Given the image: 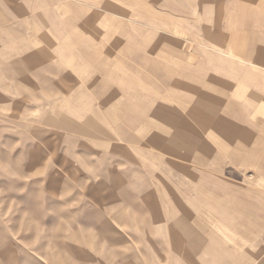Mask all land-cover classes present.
<instances>
[{"label": "crops", "instance_id": "1", "mask_svg": "<svg viewBox=\"0 0 264 264\" xmlns=\"http://www.w3.org/2000/svg\"><path fill=\"white\" fill-rule=\"evenodd\" d=\"M5 5L0 3V79L5 82L0 90L23 91L26 103L17 112L15 103L0 98V108L24 127L53 126L77 138L66 139L62 151L30 150L26 160L23 151L0 152V264H91L101 244L104 261L111 264V245L123 246L131 232L137 238L134 232L141 233L143 222L159 224L160 188L146 191L150 211L149 193L143 194L148 176L157 175L159 167L144 171L138 161H148L146 154L115 146L128 143L129 126L148 127L149 120L140 117L144 107L152 105L158 116L168 112L169 122L154 119L153 128H187L182 140H167L153 129V146L168 155L179 151L161 144L188 147L193 125L220 131L264 127L259 118L264 112V0H7ZM116 48L120 55L113 53ZM145 48L151 62L157 57L167 63L159 73L167 90H152L153 98L143 90L138 69L129 74L128 63L142 62ZM33 90H40L39 104L32 103ZM240 91L246 95L242 104L253 106L246 125L234 118L233 107H224L239 108ZM104 105L113 110H102ZM207 114L208 122H192ZM47 136L45 148H54L58 135ZM230 136L214 135L224 144L234 143ZM133 216L134 226L129 224ZM145 231L154 237V230ZM204 241L200 248L206 253ZM254 247L249 256L233 253L232 264H255L261 257L264 264L263 238ZM150 253L152 258L160 254ZM217 255L218 264H225L223 254Z\"/></svg>", "mask_w": 264, "mask_h": 264}, {"label": "rangeland", "instance_id": "2", "mask_svg": "<svg viewBox=\"0 0 264 264\" xmlns=\"http://www.w3.org/2000/svg\"><path fill=\"white\" fill-rule=\"evenodd\" d=\"M6 2L7 0H0L2 6H6ZM112 51L117 55L121 54L120 48L112 49ZM134 55L135 50L129 51V60L135 58L136 55ZM150 55V50L145 48L143 61L138 64L129 62L128 66L129 74H135L138 69V73H141L143 77L141 80L143 90H148L150 97L153 98L152 90H158V88L161 91L167 90L159 74L164 72V66L167 63H161L157 57L156 62L153 63L150 61ZM240 81L242 86L244 82ZM3 83L5 82L0 79V85ZM13 92L14 96H12ZM17 92L18 90H0V98L5 103H15V111L22 112L23 104L26 102H23V95L20 94L23 91ZM39 92L40 90H33L31 96L35 100H32V103L41 102ZM239 97L241 103L239 108L232 103H226L224 107H233V111L237 113L234 118L243 119V124L246 125L253 119V112H251L253 106L248 107L242 104V100L246 97L243 91H240ZM110 101L107 100V102ZM108 108L112 109L111 106L104 105L102 110L107 111ZM144 109L140 117L149 120L148 127L129 126L127 128L128 143L115 146L127 148L130 154L135 152L138 156L146 154L145 156L149 157L148 161L144 160L143 164L138 161L140 168L144 171L148 167L155 169L159 167V173L154 176L149 175V184L143 188V194L149 193V197L145 200L149 211L152 198L150 192L146 191L160 188L159 200L156 199L160 202L159 229L157 232V221L143 222L144 226L140 227L141 233L134 232L137 238H132L131 232L129 237L125 235L123 246H117L118 243L111 245L110 247L113 248L110 256L111 259L113 258L111 264H218L221 262L217 260L219 257L217 254H223L225 264H232L236 259L233 253L251 255V252L258 248L254 245L261 238L264 241V127L246 125L223 128L220 131L217 127L193 125L189 128L192 138L187 142L188 147L183 142L161 144L172 147L176 152L179 151L176 156L175 153L168 155L163 149L157 150L153 146V129H158V135L167 140L170 138L174 140L176 136H181L179 139L182 140V136L187 133V128L167 125L153 128L151 124L154 119L160 124L169 122L168 112L164 110L158 116L152 105ZM8 112L7 108H0V152L15 155L16 152L23 151L26 152L23 158L26 160L30 150L39 153L49 150L62 151L66 139L77 138L53 126L24 127L8 120ZM230 113L231 111H228L227 115L232 117ZM219 114L221 116L226 112H219ZM207 117L192 122H208L207 120H210L208 114ZM259 118L264 119V112ZM113 130L114 133L119 134V128H113ZM46 134L49 139L58 135L53 140L56 141L52 144L54 148H45L46 137L43 135ZM215 134L221 135L224 139L226 135H231L230 137L235 141L233 140L234 143L225 142V144L217 142ZM206 138L207 143L203 141ZM205 152L207 157L200 158L201 153L204 156ZM187 153L192 156L190 159L185 158ZM187 167L188 171L185 169ZM200 168L207 170V175L201 174ZM112 199L117 202V192L113 191ZM132 218L133 221L129 224L134 226L135 217ZM147 229H150L151 234L152 230L155 231L154 237L146 235ZM204 240L207 242L206 253L200 248ZM103 246L101 244V252H97L94 259H91V264H107L104 261L107 253L103 250ZM116 249L119 251L114 254ZM153 250L154 252L158 250L160 254L152 258L149 254ZM169 250L173 254H169ZM256 253L261 256V251ZM262 262L261 257L255 264H262Z\"/></svg>", "mask_w": 264, "mask_h": 264}]
</instances>
